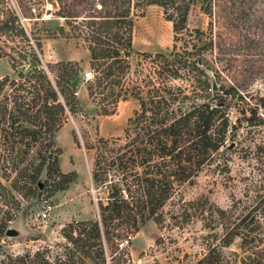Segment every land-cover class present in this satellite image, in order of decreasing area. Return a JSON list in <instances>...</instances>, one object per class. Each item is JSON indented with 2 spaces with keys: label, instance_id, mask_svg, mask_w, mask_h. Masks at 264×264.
<instances>
[{
  "label": "rangeland",
  "instance_id": "obj_1",
  "mask_svg": "<svg viewBox=\"0 0 264 264\" xmlns=\"http://www.w3.org/2000/svg\"><path fill=\"white\" fill-rule=\"evenodd\" d=\"M101 1L109 4V0L61 3L79 20L100 15ZM8 3L19 16L29 44L33 46L36 38L40 41L37 58L43 71L49 74L46 66L74 61L81 72L76 89L78 108L74 114L66 113L64 124L53 136L60 151L59 171L73 172L75 180L55 192L49 187L50 181L41 184L42 193L35 200L16 196L17 211L0 204V218L6 216L8 220L6 229L18 233L0 239V260L5 255L32 254L45 246L57 251L64 243L62 230L68 223L97 219V202L104 203L106 196L101 187L92 184L90 176L94 156L102 152L98 140H107L108 147L117 149L126 142L127 120L138 110L137 100L127 97L107 107L109 113L102 115L100 105L87 97L86 85L93 76L88 67L89 54L85 42L76 33H69L63 19L53 14L59 8L57 0ZM130 17L133 53L127 60L129 69L121 80L123 86L147 84L151 77L150 61L137 54H167L171 50L192 53L193 31L202 34L193 57L200 60L198 66L206 77L200 76V81L206 79L205 85L213 81L216 88L203 91L201 82L194 81V92L187 93L196 105L208 104L216 110L212 134L222 137L224 147L210 155L208 165L195 178L175 187L162 207L159 226L148 221L135 230L112 233L107 245L102 242L104 264H195L209 250L226 264H241L240 240L236 238L224 247L222 238L236 216L246 214L264 194V0H214L210 13L199 4L192 6L179 41L174 40L172 24L159 7L132 6ZM57 27L65 33H58ZM10 40L0 38V79L14 76L4 55L14 54L9 48L15 44ZM85 72L90 73L89 79L83 78ZM170 85L184 86L180 81ZM13 176L11 173L8 178ZM0 181L4 182L2 175ZM45 206L49 211L42 219L39 212ZM215 208L224 212L221 218L214 214ZM129 234L131 241L118 250L115 240ZM256 236L264 247V224Z\"/></svg>",
  "mask_w": 264,
  "mask_h": 264
},
{
  "label": "trees",
  "instance_id": "obj_2",
  "mask_svg": "<svg viewBox=\"0 0 264 264\" xmlns=\"http://www.w3.org/2000/svg\"><path fill=\"white\" fill-rule=\"evenodd\" d=\"M57 1L59 8L53 14L63 19L69 33H76L85 42L89 54L93 76L86 85L87 97L100 105L102 115L109 113L107 107L127 97L137 100L138 110L127 120L126 142L117 149L108 147L107 140H98L102 152L94 156L90 176L92 184L101 187L106 196L104 203L97 202V219L68 223L62 230L64 243L57 251L45 246L32 254L5 255L0 264H104L102 242L107 245L112 233L135 230L148 221L159 226L162 207L175 187L195 178L208 165L210 155L224 147L222 137L212 134L216 110L208 104L196 105L187 93L194 92L196 81L201 82L203 91H211L206 79L200 81V76L206 77L198 66L200 60L193 57L202 35L198 30L191 38L192 53L171 50L167 54H137L150 61L151 77L147 84H121L133 53L132 6L161 8L172 24L174 40L179 41L186 31L190 7L199 4L210 13L214 0H109L108 5L101 1L100 15L79 20L61 0ZM57 31L65 33L62 27ZM1 37L11 38L15 46L9 48L14 54H4L14 76L0 79V177L4 181H0V204L17 211L16 196L35 200L41 195L38 181H50L49 187L55 192L75 180L73 172L59 171L60 151L53 136L64 124L66 113L74 114L78 108L76 89L81 68L77 62L66 61L46 66L49 74L43 71L37 58L40 41L36 38L33 46L29 44L8 0H0ZM174 81L184 86H171ZM72 140L78 147L73 132ZM11 173L13 178H8ZM214 214L221 218L224 212L215 208ZM5 218H0V239L7 227ZM262 224L264 194L246 214L236 216L222 238L224 247L236 238L240 240L241 264H264V247L256 239ZM123 237L115 240V247ZM217 256L209 250L195 264H226Z\"/></svg>",
  "mask_w": 264,
  "mask_h": 264
},
{
  "label": "built area",
  "instance_id": "obj_3",
  "mask_svg": "<svg viewBox=\"0 0 264 264\" xmlns=\"http://www.w3.org/2000/svg\"><path fill=\"white\" fill-rule=\"evenodd\" d=\"M90 73L89 72H85L82 74L83 78L86 80V79H89L91 76H89ZM49 211V206H45L42 208V210L39 212V217L44 219L46 216H47V213ZM131 241V235H126L124 236L121 240H119L116 244V247L118 250H122L124 249L128 243ZM125 264H128L127 262Z\"/></svg>",
  "mask_w": 264,
  "mask_h": 264
},
{
  "label": "water",
  "instance_id": "obj_4",
  "mask_svg": "<svg viewBox=\"0 0 264 264\" xmlns=\"http://www.w3.org/2000/svg\"><path fill=\"white\" fill-rule=\"evenodd\" d=\"M210 86H211V91H214L215 88H216V86H215V84H214L213 81H211ZM37 185H38V189L40 190V188H41V182L38 181ZM17 235H18L17 231H15L13 229H6L4 231V236L5 237H15Z\"/></svg>",
  "mask_w": 264,
  "mask_h": 264
}]
</instances>
